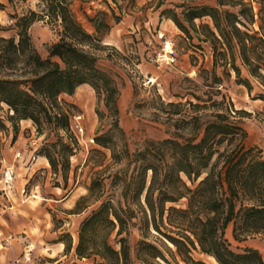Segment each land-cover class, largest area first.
I'll list each match as a JSON object with an SVG mask.
<instances>
[{
  "label": "trees",
  "instance_id": "trees-1",
  "mask_svg": "<svg viewBox=\"0 0 264 264\" xmlns=\"http://www.w3.org/2000/svg\"><path fill=\"white\" fill-rule=\"evenodd\" d=\"M15 1L25 0H7L9 4ZM73 1L40 0L41 13L29 9L11 14L14 21L8 28L15 35L0 34V109L8 107L6 119L15 135L22 119L33 121L40 134L48 126L55 130V139L49 140L50 133L46 134L43 155L65 184L70 157L80 144L70 128V117L76 113L68 107L73 105L59 96L72 95L85 83L97 95L95 111L100 124L94 143L99 147L91 148L87 158L92 170L87 192L69 213L92 209L81 221L75 246L69 232L67 240L60 239L65 252L74 247L79 259H92L93 264H155L158 258L167 259L150 239L153 229L187 264H206L194 259L192 250L196 249L219 264H264L258 248L235 250L226 237L232 225L237 241L264 240V155L258 147L245 144L248 133L237 113L246 111L233 109L219 89L220 77L212 72L209 90L188 93L196 101H164L156 94L160 105L156 116L165 123L168 136L145 139L131 147L120 122V86L101 66L99 53L110 47L102 44L103 33L111 29L110 18L118 22L120 17L109 2L111 14L84 11L95 28L91 33L73 10ZM166 3L157 0L156 6ZM228 3L178 0L172 2L173 7L162 9L161 15L187 37H193L192 29L200 41L210 42L213 64H223L228 75L234 71L236 81L251 92L253 85L249 77L242 76L241 66L264 85V0L259 1L257 30L249 28L255 22L249 2L233 0L231 5L239 8L236 12L224 8ZM5 7L0 0V9ZM203 17L210 21L195 22ZM42 18L59 35L46 56L37 50L30 33L33 22ZM5 29L0 24V30ZM111 48L115 55L107 53L106 59L129 62L116 47ZM259 97L264 99L263 94ZM0 126H5L1 118ZM179 202L183 205L175 204ZM135 228L141 238L132 244Z\"/></svg>",
  "mask_w": 264,
  "mask_h": 264
},
{
  "label": "rangeland",
  "instance_id": "rangeland-1",
  "mask_svg": "<svg viewBox=\"0 0 264 264\" xmlns=\"http://www.w3.org/2000/svg\"><path fill=\"white\" fill-rule=\"evenodd\" d=\"M1 1L6 7L0 9V24L6 29L0 30V34L5 36L15 35V30L8 28L14 21L11 14H22L29 9L42 12L40 0L15 1L13 4H9L7 0ZM176 1L178 0H166L167 3L159 8L156 6L157 0H74L72 3L73 10L91 33L95 32V28L85 17L84 11L90 15L97 14L99 10L111 14L107 4L109 2L120 17L118 22L110 18L111 29L102 35V44H108L110 47L100 50L99 53L103 57L101 66L114 75L120 86V122L129 137L131 147L145 139H162L168 136L165 123L156 116L160 107L156 94H160L164 101H185L187 98L196 101L188 93L193 90L197 93L209 90L211 87L208 84L214 72L220 77L217 83L220 85L219 89L231 100L233 109L246 111L237 113L248 133L245 144L258 147L264 155V99L259 97L260 94L264 95V85L241 66L242 76L249 77L253 85L252 91L249 92L245 85L236 81L234 71L228 75L223 64H213L210 42L200 41L192 29L193 37H187L171 19L161 15L162 9L173 7L172 2ZM198 1L217 4V0ZM228 1L224 8L238 11V7L231 5L233 0ZM244 1L252 5L255 14V22L249 24V28L257 30L260 0ZM201 21L209 22L210 19L203 17L195 20L197 24ZM30 33L35 47L43 56L47 55L48 46L59 37L56 27L46 18L35 20L30 27ZM167 40L172 43L175 61L157 62V57L164 52ZM197 44H200L201 48ZM111 47H116L127 56L129 62L117 59L114 63L106 59L107 53L115 55V50ZM59 100L73 105H66L72 114L83 113L85 116L86 143L80 144L70 157L66 184L61 173L48 174L45 168V165L50 166L43 155L46 134L50 133L49 140L55 139V130H50L48 126L45 132L40 134L33 121L22 119L17 122L18 132L15 135L12 123L6 119L8 107L3 105L0 109V118L5 123L4 127L0 126V230L3 232L0 235V242L3 241V246L0 247V264L24 263L23 253L29 244L33 248L26 263L45 262L49 260L51 253H57L56 241L68 239V232L72 235L75 245L81 221L92 209L91 206L79 213H69L76 200L87 192L92 175L87 158L91 148L99 147L89 141V138L95 137L100 124L95 111L97 95L92 86L85 83L78 86L72 95L61 94ZM100 108H104L102 104ZM17 153L20 155L17 156ZM7 166L14 168V176L9 186L1 182ZM58 185L60 189L56 188ZM23 187L26 188L24 193L21 191ZM175 204L182 206L183 202ZM5 237H8L7 241L4 240ZM226 237L235 250L253 246L259 249L264 258V240L261 237L237 241L232 235V225L226 229ZM140 238L139 229H132V244ZM150 239L157 244L167 259L158 258L155 264H187L175 253V247L153 229ZM71 251L72 254L67 253L66 257L63 256L64 253L58 255V264H93L92 259H79L75 250ZM192 256L206 264H219L213 256L199 249L192 250Z\"/></svg>",
  "mask_w": 264,
  "mask_h": 264
},
{
  "label": "built area",
  "instance_id": "built-area-1",
  "mask_svg": "<svg viewBox=\"0 0 264 264\" xmlns=\"http://www.w3.org/2000/svg\"><path fill=\"white\" fill-rule=\"evenodd\" d=\"M167 41H165V46H166ZM165 46H164V52L157 57L156 61L160 63L161 62L172 63L175 61V51L173 50L172 43H171V47L169 51L165 48ZM84 120H85V116L83 113H76L70 117V128L73 134L75 135V137L77 138L79 144H82L83 142L86 143ZM89 141L91 143H94V137L89 138ZM16 155L18 156L20 155V153H17ZM13 176H14V168L12 166H7L1 177V182L4 185L9 186L13 179ZM21 191L22 193H24L26 191V188L23 187ZM2 233L3 232L0 230V235ZM4 240L7 241L8 237H5ZM2 246H3V241L0 242V247ZM32 248L33 247L31 244H29L26 247L25 252L23 253V257H22L23 261L26 262L30 259V253L32 251Z\"/></svg>",
  "mask_w": 264,
  "mask_h": 264
},
{
  "label": "crops",
  "instance_id": "crops-1",
  "mask_svg": "<svg viewBox=\"0 0 264 264\" xmlns=\"http://www.w3.org/2000/svg\"><path fill=\"white\" fill-rule=\"evenodd\" d=\"M82 85V84H81ZM25 120H27V119H25ZM28 121V120H27ZM45 168H46V170H47V173L48 174H50L52 171H51V168H50V166H47V165H45ZM56 188H58V189H60V187L59 186H56ZM56 245V248H57V253L54 255L53 253H51V255H50V257H48V259L49 260H46L45 262H33V263H31V264H58V262L60 261V259H58V258H56L58 255H61V253H64L63 254V256H67L68 254L65 252V250H64V248H65V244H64V242L63 241H61V240H58V241H56V243H55ZM75 245H76V243H75ZM74 245V246H75ZM72 249H74V247L72 248ZM68 253H71L72 254V251L71 252H68ZM50 254V253H49ZM27 262V261H26ZM26 262H24V263H20V264H30V263H26ZM59 264H61V263H59Z\"/></svg>",
  "mask_w": 264,
  "mask_h": 264
},
{
  "label": "bare ground",
  "instance_id": "bare-ground-1",
  "mask_svg": "<svg viewBox=\"0 0 264 264\" xmlns=\"http://www.w3.org/2000/svg\"><path fill=\"white\" fill-rule=\"evenodd\" d=\"M170 47H171V43H170V41L168 40V41L166 42V46H165V48L169 51ZM151 80L153 81L154 78H151ZM23 120H24V119H23ZM26 121H27V120H26Z\"/></svg>",
  "mask_w": 264,
  "mask_h": 264
}]
</instances>
